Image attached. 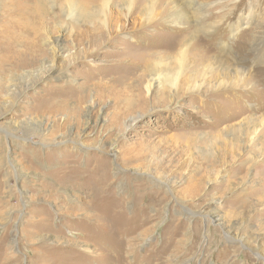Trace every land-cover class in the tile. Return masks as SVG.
I'll return each instance as SVG.
<instances>
[{
    "label": "rangeland",
    "instance_id": "374dc122",
    "mask_svg": "<svg viewBox=\"0 0 264 264\" xmlns=\"http://www.w3.org/2000/svg\"><path fill=\"white\" fill-rule=\"evenodd\" d=\"M38 1H0V264H264V0H199L216 25L193 40L192 57L207 58L201 76L230 74L240 86L166 106L151 100L156 87L141 117L114 128L118 96L105 84L122 70L111 64L130 44L192 38L193 25L163 18L144 43L103 46L93 66L57 58L51 70L46 39L72 48L73 26L65 5ZM14 33L22 60L46 53L34 72L43 78L26 90L27 73L2 61ZM219 57L230 65L213 73L206 65Z\"/></svg>",
    "mask_w": 264,
    "mask_h": 264
},
{
    "label": "bare ground",
    "instance_id": "6f19581e",
    "mask_svg": "<svg viewBox=\"0 0 264 264\" xmlns=\"http://www.w3.org/2000/svg\"><path fill=\"white\" fill-rule=\"evenodd\" d=\"M44 1L48 2V0H39L37 4L39 3L43 8L45 4ZM53 1L57 4V6L65 5L66 9L62 7L57 8L62 13H65L66 17L72 22L73 28L71 30L73 34H70L73 35V41L71 43L72 48L69 47L70 49H65L64 46L60 45V41L58 39L55 41L51 40V38H49V40L46 39L45 44L47 43V45L50 46V56L52 58L51 60H53L50 63L52 65L48 66L51 70L54 67V62L57 58H64L65 63H68L67 65L72 67H76L77 63L80 61H84L85 64L89 63L88 65L93 66L95 65V61L93 59L89 60L90 56L91 54L94 56H99L103 46L114 44V42H116V44H125L130 43L131 41H135L137 43L139 41L140 43H144L147 41L144 36L147 34L148 26L154 22L156 23L162 20L163 18L164 21L170 25L178 27L183 26L184 28H182L180 31H186L191 27L190 25H193L192 27L195 34L192 35V38L188 35L179 36L174 39L173 42H165L162 48L149 51L138 48V44H130L128 46V52L126 53V56L120 60L114 61L115 64H111L114 68L122 70V72H117L116 74L110 75L111 78L109 81L112 83L105 84L108 85L105 86V92L108 96H110L109 98H112L114 95L118 96V99L114 103V111L112 113L113 116L111 115V118L108 122L109 126L112 128L117 126L120 127L121 124H125V117L126 119H132L133 122L137 118L141 117L148 107L145 94H152L156 87L159 89L157 88L156 95L152 94L153 96L151 97L153 98H151V100L158 106H166L173 105V103H178L181 99L180 96L186 93L205 90L209 94H213L222 88L225 89V87L228 86L237 87L242 84L238 82L236 78L233 79L230 74H228L229 77L221 74L217 80H210L209 78L211 76H201L203 69L205 68L204 62L207 58L200 54L196 55L195 58L192 57L196 50L194 46L196 41H193L197 38L196 35L204 34L213 28V26H216L213 22H206L201 18L203 16V11L206 9V7H208V5H210V3H201L199 0H119L116 6L117 8L119 7V9L117 10V8H114L116 12L113 9V12L117 13V15H115L113 12L110 13L108 10L112 0ZM52 6L53 4L51 7ZM136 14L137 16H135ZM11 16L16 18L15 15L11 14ZM131 17L132 19H130ZM122 20H126L125 23H123ZM77 23H82L83 26L79 28ZM28 24L29 23L26 25ZM164 27H166V25H164ZM9 28L11 27L9 26ZM22 28H24V30L31 29L28 26ZM33 30L36 34H40L42 31V29L36 27L33 28ZM48 30L50 31V29H47V31ZM47 31L45 33H47ZM122 33H126L125 38H123L121 35ZM18 34H11V47L8 50L9 58L3 57L2 61L7 58L6 60H8L9 64L11 63L10 66L14 68V71L24 70L27 73L24 77L26 82L25 87H23V90L24 88L26 90L29 88L26 86H35L39 79L43 78H36V73L34 72L36 71L39 73L43 71V68H46V66L43 65V62L40 61V58L46 53L42 52L43 50H39L40 52L36 54L33 49H31V51L26 55V60H22L21 52L20 50H17V47L20 45V38ZM50 34L51 31L50 33L48 32V35ZM225 47L229 48V45L225 43ZM223 51H225V49ZM218 59L219 60L217 63H210L206 65L207 67L212 68L213 73L215 67L224 66L226 68V65H230L227 62V59L222 60L220 57ZM196 63H200V65L196 67L198 70L193 71L194 69L192 67ZM38 64H41L42 67H40L38 70H34ZM205 72L206 71H204L203 74ZM236 73L239 74L240 71H236ZM86 98L87 97L84 96L81 97L79 99L80 103L86 101ZM79 120L80 119H78V121ZM253 133H255V131H253ZM147 159L148 157L146 154L140 156V160Z\"/></svg>",
    "mask_w": 264,
    "mask_h": 264
}]
</instances>
